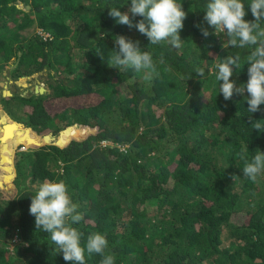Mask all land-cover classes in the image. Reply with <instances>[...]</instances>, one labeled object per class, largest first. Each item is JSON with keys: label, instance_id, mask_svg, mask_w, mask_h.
<instances>
[{"label": "trees", "instance_id": "trees-1", "mask_svg": "<svg viewBox=\"0 0 264 264\" xmlns=\"http://www.w3.org/2000/svg\"><path fill=\"white\" fill-rule=\"evenodd\" d=\"M176 2L187 13L179 49L150 45L109 17L130 0H0V78L5 70L12 79L49 77L44 93L1 97L27 129L1 120L0 164L10 172L0 177V264H70L29 214L33 184L44 181L67 186L83 216L72 225L81 246L104 235L115 264H264V173L244 178L238 156L264 153V132L249 120L264 121V104L249 113L246 94L225 101L215 78L222 59L239 54L230 79L245 84L253 49L223 47L225 34L203 21L208 0ZM118 35L139 41L159 75L108 67ZM22 141L34 145L17 152L15 184L5 190ZM101 259L85 253L86 264Z\"/></svg>", "mask_w": 264, "mask_h": 264}, {"label": "clouds", "instance_id": "clouds-1", "mask_svg": "<svg viewBox=\"0 0 264 264\" xmlns=\"http://www.w3.org/2000/svg\"><path fill=\"white\" fill-rule=\"evenodd\" d=\"M253 21H246L245 4L243 0H208L205 5L203 21L215 29V34L223 33L227 37L223 47L248 48L252 51L247 56V82L237 86L230 78L236 68L240 67L241 57L227 56L216 66L215 78L219 81V94L225 101L234 95L245 96L249 113L260 111L264 104V0H250L248 5ZM109 17L117 24L126 25L129 29L135 28L144 35L150 45L167 44L172 49H179L182 44L180 32L184 27L187 13L176 0H130L126 12L110 7ZM141 17L135 24L133 20ZM200 28L206 38L210 35L206 28ZM38 33L44 38L49 34L42 29ZM105 60L103 54H97ZM107 66L116 69H132L135 72L144 70L145 79L151 80L158 76L152 55L141 51L139 41L118 35L114 40L112 54L106 60ZM204 77V69L198 68L195 72ZM13 95V94H12ZM11 95V96H12ZM252 129L264 132V121H251ZM244 161L243 177L253 182L264 173V153L256 151L249 161L244 153H238ZM78 206L72 202L67 186L61 182L44 181L34 196H31L29 214L35 218L37 231L47 232L49 239L63 260L70 264H86L85 253L89 256L98 254L102 257L100 264H115L113 253H106L108 241L100 233H93L87 237L86 245L81 246L82 233L74 224H79L83 216L77 211Z\"/></svg>", "mask_w": 264, "mask_h": 264}, {"label": "rangeland", "instance_id": "rangeland-1", "mask_svg": "<svg viewBox=\"0 0 264 264\" xmlns=\"http://www.w3.org/2000/svg\"><path fill=\"white\" fill-rule=\"evenodd\" d=\"M24 4L21 5V7H23ZM3 77L0 78V127H2L3 125V122L1 121L2 118L5 116L6 119L8 121H14V122H17L18 124H20V128L23 129V130H26L27 127L25 126V124L21 123L20 121H17L15 119H13L8 111H7V108H5V105L4 103L1 101V97L2 95L3 96H8L6 93L7 90L11 91L12 94L14 93H23L24 95L28 94L29 92L31 91H34L36 89V86H39V85H43L46 90H48V80H49V77H48V74H47V71H43V72H37V73H34L32 75H29V76H24V77H20L18 79H12L9 77L8 73H7V70L4 71ZM22 80H26L27 81V85H23V83H21ZM37 134V132H35ZM0 134H1V131H0ZM38 135V134H37ZM50 134H45L43 136H40V139H41V142H43V138L49 136ZM60 137L59 136H53L52 138L54 140H52L51 142H54V143H58L57 139ZM45 143L46 140H44ZM60 144V143H59ZM34 144H27L26 141H22L20 142L16 147H15V150H14V153H13V166L11 168V172H13L12 174V177H11V181H10V184H6V181H4L5 183V186L7 187L5 190H10L11 189V186H14L15 184V179H16V175H14V171L16 169V155H17V152L19 150H29L30 149V146H32ZM36 145V144H35ZM1 154H2V142L0 140V161H1ZM9 172H10V169H7ZM3 169V165L1 166L0 164V177H5L4 176V173L7 174L8 171ZM35 186V188H38L39 185L37 184H33ZM3 191V189H2ZM234 220H237V218H234ZM225 243H228V238L225 237Z\"/></svg>", "mask_w": 264, "mask_h": 264}, {"label": "water", "instance_id": "water-1", "mask_svg": "<svg viewBox=\"0 0 264 264\" xmlns=\"http://www.w3.org/2000/svg\"><path fill=\"white\" fill-rule=\"evenodd\" d=\"M42 89H43V91H39L38 90V86H36V89L34 90V93H44L45 91H46V88L45 87H41ZM6 92H8V93H5V94H7L8 96H11L12 95V92L11 91H9V90H7Z\"/></svg>", "mask_w": 264, "mask_h": 264}, {"label": "built area", "instance_id": "built-area-1", "mask_svg": "<svg viewBox=\"0 0 264 264\" xmlns=\"http://www.w3.org/2000/svg\"><path fill=\"white\" fill-rule=\"evenodd\" d=\"M102 144H103V145H106V144H107V142H105V141H104Z\"/></svg>", "mask_w": 264, "mask_h": 264}]
</instances>
